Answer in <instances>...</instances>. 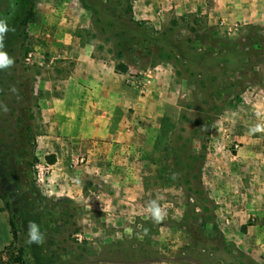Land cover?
I'll list each match as a JSON object with an SVG mask.
<instances>
[{
	"label": "rangeland",
	"instance_id": "rangeland-1",
	"mask_svg": "<svg viewBox=\"0 0 264 264\" xmlns=\"http://www.w3.org/2000/svg\"><path fill=\"white\" fill-rule=\"evenodd\" d=\"M163 1L152 15L141 0H0V17L15 28L4 41L15 63L0 70V211L12 233L10 264H264L240 247V218L264 194V133H248L264 122L255 114L264 112V0ZM73 37L125 70L132 88V77H149L146 93L136 89L141 97L172 77L179 111L158 162L137 155L129 183L124 172L111 184L94 167L80 169L89 158L78 155L69 171L85 178L68 179L75 198L46 186L45 138L48 83L56 68H69ZM153 199L167 213L159 224L147 212ZM29 222L45 233L43 245L26 242Z\"/></svg>",
	"mask_w": 264,
	"mask_h": 264
},
{
	"label": "crops",
	"instance_id": "crops-1",
	"mask_svg": "<svg viewBox=\"0 0 264 264\" xmlns=\"http://www.w3.org/2000/svg\"><path fill=\"white\" fill-rule=\"evenodd\" d=\"M141 2L144 14L155 13L164 5L163 0ZM79 41L73 37L72 51L66 52L71 59L69 68H56L48 83L50 126L45 136L50 140V154L56 157L46 186L51 195L72 198L76 185L68 179H84L85 169L96 168L98 175L111 184L120 179L122 172L125 182L134 180L136 156H146L152 164L158 162L179 121L172 77L158 78L150 94L141 97L127 83V73L118 71L112 62L95 58ZM81 154L89 161L86 167H80L84 170L79 176L80 171L70 172L69 166L73 167ZM259 185L264 187V182ZM258 198L250 202V209L240 218L247 236L240 247L256 262L264 263V194ZM11 241L9 221L0 211V264H10L6 252Z\"/></svg>",
	"mask_w": 264,
	"mask_h": 264
},
{
	"label": "clouds",
	"instance_id": "clouds-1",
	"mask_svg": "<svg viewBox=\"0 0 264 264\" xmlns=\"http://www.w3.org/2000/svg\"><path fill=\"white\" fill-rule=\"evenodd\" d=\"M14 32L15 28L10 27L8 23V17H0V70L8 69L14 65L15 60L11 57L7 51L4 50V41L5 37L9 32ZM12 92H15L16 89L13 87L11 89ZM7 111V108H4ZM256 116L258 120L264 119V112L257 110ZM248 133L250 135H254L256 133H264V122H258L249 127ZM178 174L173 173L171 175V179H177ZM147 212L150 214V218L153 223H161L167 213L164 207L158 202V200H150L147 204ZM27 239L26 242L30 245L41 246L45 243L46 236L40 229V226L35 222H29L27 225Z\"/></svg>",
	"mask_w": 264,
	"mask_h": 264
},
{
	"label": "built area",
	"instance_id": "built-area-1",
	"mask_svg": "<svg viewBox=\"0 0 264 264\" xmlns=\"http://www.w3.org/2000/svg\"><path fill=\"white\" fill-rule=\"evenodd\" d=\"M149 82H151L149 77L147 80L146 79H139L138 80V79H135L133 77L130 80V83L132 84V86H134L136 89H138L141 93H146V90L148 89L147 83H149ZM236 148H238V146H236ZM81 161H84V160H81ZM37 168L39 169L40 166H38ZM45 168H42L41 170H43ZM40 176H42V175H40Z\"/></svg>",
	"mask_w": 264,
	"mask_h": 264
},
{
	"label": "trees",
	"instance_id": "trees-1",
	"mask_svg": "<svg viewBox=\"0 0 264 264\" xmlns=\"http://www.w3.org/2000/svg\"><path fill=\"white\" fill-rule=\"evenodd\" d=\"M135 24L137 23L138 24V22H135V21H133ZM122 72H125V70H123ZM47 162L50 164V165H53V164H55V162H56V157L55 156H48L47 157Z\"/></svg>",
	"mask_w": 264,
	"mask_h": 264
}]
</instances>
